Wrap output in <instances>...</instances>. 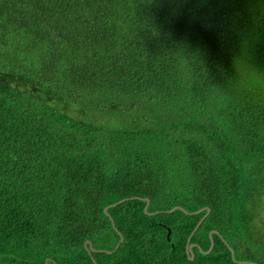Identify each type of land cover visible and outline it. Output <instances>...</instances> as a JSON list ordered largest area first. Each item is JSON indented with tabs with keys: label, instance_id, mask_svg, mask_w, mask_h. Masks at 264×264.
<instances>
[{
	"label": "trees",
	"instance_id": "16d2710c",
	"mask_svg": "<svg viewBox=\"0 0 264 264\" xmlns=\"http://www.w3.org/2000/svg\"><path fill=\"white\" fill-rule=\"evenodd\" d=\"M0 264H264V0H0Z\"/></svg>",
	"mask_w": 264,
	"mask_h": 264
},
{
	"label": "water",
	"instance_id": "95a60500",
	"mask_svg": "<svg viewBox=\"0 0 264 264\" xmlns=\"http://www.w3.org/2000/svg\"><path fill=\"white\" fill-rule=\"evenodd\" d=\"M124 201H125V200L119 202V204L122 203V202H124ZM149 204H150V201L147 200V206H146L145 210H147ZM114 206H116V205H112V206H110V207H114ZM110 207H109V208H110ZM109 208H107V209L105 210V213H107V211H108ZM175 210H176V208H174L173 210H171V211H169V212H173V211H175ZM202 211H203V209H202V210H199V211L196 212L195 214H199V213H201ZM209 213H210V210L208 209V210H207V214H206V215L200 220V222L198 223V225L196 226L195 230L193 231V233L191 234V236H190V238H189V240H188L187 254H188L189 256H191V259H194V254L192 253V250H193L194 245L191 244V239H192L193 235L195 234V232L197 231V229L199 228V226L201 225V223L204 221V219L208 216ZM210 237H212V233L210 234ZM123 240H124V239L122 238V240H121L120 244L117 246V248H119V246L121 245V243L123 242ZM214 244H215V243H214V241H213V239H212V245H211L210 250L207 252V254H209L210 252H212V250H213V248H214ZM231 252H232L233 259H234V258H235V252H234L232 249H231Z\"/></svg>",
	"mask_w": 264,
	"mask_h": 264
}]
</instances>
